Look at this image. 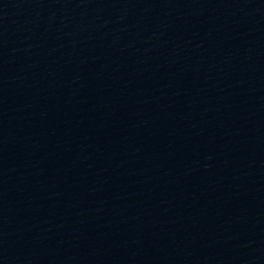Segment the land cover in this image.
<instances>
[{
	"label": "water",
	"instance_id": "water-1",
	"mask_svg": "<svg viewBox=\"0 0 264 264\" xmlns=\"http://www.w3.org/2000/svg\"><path fill=\"white\" fill-rule=\"evenodd\" d=\"M0 264H264V0H0Z\"/></svg>",
	"mask_w": 264,
	"mask_h": 264
}]
</instances>
